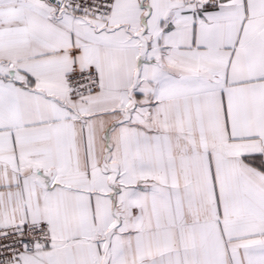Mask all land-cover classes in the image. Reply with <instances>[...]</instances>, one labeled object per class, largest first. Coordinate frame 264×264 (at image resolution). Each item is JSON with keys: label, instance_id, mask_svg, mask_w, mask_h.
Listing matches in <instances>:
<instances>
[{"label": "snow or ice", "instance_id": "6c2138e0", "mask_svg": "<svg viewBox=\"0 0 264 264\" xmlns=\"http://www.w3.org/2000/svg\"><path fill=\"white\" fill-rule=\"evenodd\" d=\"M0 264H264V0H0Z\"/></svg>", "mask_w": 264, "mask_h": 264}]
</instances>
